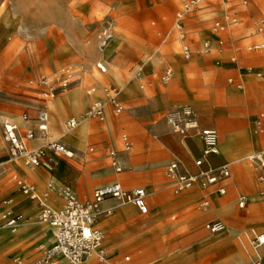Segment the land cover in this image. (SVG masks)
I'll return each instance as SVG.
<instances>
[{
	"label": "rangeland",
	"instance_id": "1",
	"mask_svg": "<svg viewBox=\"0 0 264 264\" xmlns=\"http://www.w3.org/2000/svg\"><path fill=\"white\" fill-rule=\"evenodd\" d=\"M180 9L179 0H0V203L22 216L15 232L28 229L24 242L0 254V264H15L17 257L33 260L40 245L51 241L52 227L40 220L38 200H30L12 178H29L30 171L43 175L33 191L49 205L43 194L60 197L61 186H70L81 201L111 181L125 189L154 185L163 192L160 204L148 195L146 215L116 199L100 203L94 225L103 231L108 264H248L257 256L255 249L264 264V245H253L255 234L264 232V181L259 178L264 167L247 158L264 148V77L256 75L264 72V49L253 48L264 44V0H208L179 17ZM216 21L221 30H214ZM107 88L119 90L123 110L115 114L107 106L103 120L88 118L94 100L106 101ZM68 97L82 98L80 108ZM179 101L194 107L202 125L216 129L222 154L216 162L226 159L231 168L226 193L205 207L198 187L177 196L165 175L174 158L196 171L163 119ZM42 108L48 114L47 139L74 153L58 157L51 175L11 157L1 136L2 121L23 130L21 116L32 123ZM53 114L60 122L54 123ZM70 117L85 119L66 131ZM84 120L88 127L79 138ZM123 133L131 141L126 151ZM193 141L187 139L191 146ZM110 149L118 152L120 172L111 166ZM199 155L195 148L194 156ZM85 182L91 183L85 187ZM240 195L246 198L242 208ZM209 221H221L224 231L210 233ZM85 262L105 264L94 257Z\"/></svg>",
	"mask_w": 264,
	"mask_h": 264
},
{
	"label": "built area",
	"instance_id": "2",
	"mask_svg": "<svg viewBox=\"0 0 264 264\" xmlns=\"http://www.w3.org/2000/svg\"><path fill=\"white\" fill-rule=\"evenodd\" d=\"M181 9L178 14L189 13L202 8L208 0H179ZM235 22V18L232 19ZM222 26L218 21L214 23V30H221ZM255 49H264V44L253 45ZM188 56L189 50H184ZM104 70L101 65H98ZM139 74V70L136 72ZM257 76L264 77V72H258ZM169 72L165 73L163 79L168 78ZM230 81V79H229ZM64 86L66 83L63 84ZM94 88L88 90V94L94 92ZM106 101L94 100L86 111L88 118L103 120L106 107L109 106L113 113L118 114L123 110L122 102L118 96L119 90L116 88L105 89ZM50 95H53L51 93ZM23 130L9 120L2 121L1 136L6 143L7 151L13 158H20L25 167L29 169L42 168L51 173L58 157L71 158L73 151L56 140H48V114L42 108L39 109L36 118L31 123L26 114L21 116ZM164 122L170 132L181 139L192 138L198 140L201 145V155L193 157L192 164L196 168L195 172L184 169L180 160L171 159L165 166L166 177L173 182V194L198 187L200 190H209L218 195L226 193V181L230 177V166L228 162L213 165L209 157L218 156L219 141L215 129L202 127L199 123L198 115L189 104H177L168 109L163 116ZM77 120L70 117L65 122L66 131L73 129L77 125ZM45 140L44 144L35 148H30L28 142L32 140ZM122 151L129 150L131 141L123 133L121 135ZM111 166L115 172L121 171L118 152L110 149L107 152ZM248 160L255 165L264 167V149L251 153ZM260 181H264V176H260ZM15 184L21 192L30 200H38L40 206L39 218L43 223L49 224L53 229V240L49 245H40V255L33 260H24L20 257L14 259L15 264H79L91 256H95L100 262H106V251L103 247V232L94 225L100 203L107 199H116L122 203L131 204L139 215H146L149 212L147 204L148 194L143 187L125 189L118 182H110L96 187L91 199L81 201L77 198L70 186H61L58 194L63 200V205L59 209L49 207L37 193L33 191L31 185L19 177L14 176ZM52 188V181L48 183ZM200 206L209 204L206 197L200 199ZM238 207L242 208L246 204V198L240 195L237 200ZM21 219L20 214L13 212L6 202L0 203V229L15 231ZM205 228L212 234L223 232L225 225L221 221H209ZM254 248L264 245V233H260L253 239ZM262 257L256 256L249 264H261Z\"/></svg>",
	"mask_w": 264,
	"mask_h": 264
},
{
	"label": "crops",
	"instance_id": "3",
	"mask_svg": "<svg viewBox=\"0 0 264 264\" xmlns=\"http://www.w3.org/2000/svg\"><path fill=\"white\" fill-rule=\"evenodd\" d=\"M179 91V92H178ZM177 92L178 93H185L186 91L185 90H177ZM69 98V101H70V103L71 104H74L75 105V109H78V108H80V105H81V99H72V97H68ZM183 99H189L188 101H191L192 102V99H195V97H185V98H183ZM60 102L61 103H63L62 102V97H60ZM120 100H121V97H120ZM87 102V101H86ZM122 102V101H121ZM177 104H187L186 102H183V101H179V102H177V103H175V104H173L172 106H170L169 107V109L170 108H172L173 106H175V105H177ZM53 119H54V123H55V121H59L60 119H59V117L58 116H55L54 114H53ZM198 119H199V117H198ZM60 122V121H59ZM199 123H200V125L202 126V127H205V128H211V129H214V128H212V127H209V126H204V125H202V123L200 122V120H199ZM228 123V122H227ZM87 127H88V122L86 121L83 125H82V131L81 132H79V138H80V135L82 136L84 133H85V131H86V129H87ZM216 130V129H215ZM178 137V136H177ZM179 138V141H180V143H181V145L188 151V153H189V155H190V157H191V162H192V159H193V157H198V156H194V149L196 148V149H198L199 150V152H200V155H201V149H202V145H201V143L198 141V140H196V139H192V140H194L193 142H194V146H191L190 144H188L187 143V139L188 138H186V139H181L180 137H178ZM226 139H228V137L226 138ZM53 140V139H52ZM67 142H69V141H67ZM62 143V142H61ZM44 144V143H43ZM43 144H40V140H32V141H29L28 142V146L30 147V148H35V147H38V146H41V145H43ZM64 144V143H63ZM65 145V144H64ZM67 146V145H66ZM70 148V147H69ZM261 149H264V148H261ZM261 149H258V150H254V151H252L251 153H254V152H257V151H259V150H261ZM250 153V154H251ZM199 155V156H200ZM222 154H221V152H220V154L218 155V156H221ZM249 155V154H248ZM218 156H210L209 157V160H210V162L213 164V165H218V164H220V163H222V162H228L226 159H224L223 161H220V162H216V157H218ZM118 157H119V155H118ZM170 161V160H169ZM168 161V162H169ZM167 162V163H168ZM229 163V162H228ZM182 164H183V162H182ZM193 165V164H192ZM183 167H184V169L185 170H187V171H189L185 166H184V164H183ZM191 172V171H190ZM192 172H194V171H192ZM237 172H238V174L239 173H242V167L240 166V165H237ZM48 173V172H47ZM52 173V172H51ZM51 173H48V175H51ZM230 174H231V168H230ZM27 175L29 176V178H27V177H24V176H18L17 174H14L13 175V180H14V176H16V177H19L20 179H22V180H24L26 183H28L29 185H31V188L33 189V190H35L36 189V185H37V183H42L43 182V180H44V177H43V175H41V174H39V173H37V172H33V171H30L29 173H27ZM45 177H46V175H45ZM118 179H121L120 178V176H118ZM48 180L49 181H51V178H48ZM31 181H34L35 183H33V184H31ZM14 182H15V180H14ZM111 182H118V181H111ZM91 183V182H90ZM90 183H86L85 182V187L87 186V185H90ZM108 183H110V182H108ZM119 183V182H118ZM105 184H107V183H105ZM103 185V184H102ZM98 187V186H97ZM134 187H143L144 189L145 188H147V190H148V195L150 196L151 194H153V198H154V200L156 201V202H159L158 204H160L161 203V201H163V198H164V195H163V192H161L160 190H158V189H155V187H154V185H151V186H148V185H146V187H144V186H134ZM134 187H132V188H134ZM227 188H228V180L226 181V191H227ZM194 189V188H193ZM192 190V189H191ZM191 190H188V191H191ZM198 190H199V193H201V195H200V197L198 198V201H200V199L202 198V197H206V198H208V200H209V202L211 201V199L214 197V196H216V197H219V196H221V195H218V194H216V193H213L212 191H211V189H209V190H200L199 188H198ZM84 191H85V188H84ZM151 191V192H150ZM188 191H184L185 193L186 192H188ZM44 193V192H43ZM78 193L79 194H82L83 192H81V191H78ZM151 193V194H150ZM37 195H38V193H37ZM40 195V194H39ZM44 196H46V199L49 201V203H50V205L49 204H47L49 207H51V208H53V209H59V208H61L62 207V205H63V200L61 199V197H55V196H53V195H50L49 194V192L48 191H45V193L43 194ZM177 196L179 195V194H176ZM181 195V194H180ZM49 197H52V199H50ZM187 198H190V196H187L185 199H187ZM41 199V198H40ZM56 202H57V204H56ZM218 203H220L221 204V206L223 207V203L222 202H219L218 201ZM147 204H148V197H147ZM133 207V206H132ZM215 207V204H214V202H213V204L210 206V210L212 211V209ZM134 208V207H133ZM135 209V208H134ZM209 209H207V210H209ZM124 215H129V212L128 211H125V210H123V209H119ZM135 211H136V213L138 214V212H137V210L135 209ZM127 213V214H126ZM210 213H213V212H210ZM210 213H208V214H210ZM207 214V215H208ZM21 218H22V216H21ZM96 226V225H95ZM96 227H98V226H96ZM98 228H100V227H98ZM47 229H48V227H43V228H40V230L42 231V233L45 235V237L47 238V239H50L49 238V235H48V231H47ZM51 229V231H52V236H51V241H50V243H52V240H53V229L52 228H50ZM101 229V228H100ZM102 230V229H101ZM16 231V230H15ZM11 232V231H8V230H2V231H0V254H5L4 253V251L8 248V247H12V246H16V245H20L22 242H24V240H26V238H27V235H28V229L26 228V227H22L21 229H19V231H17V232ZM103 232V231H102ZM260 233H264V232H260ZM49 243V244H50ZM48 244V245H49ZM104 247V246H103ZM29 248H30V246H28L27 248H26V250H29ZM104 249H105V247H104ZM30 251V250H29ZM105 251H106V249H105ZM91 257H94L95 259H96V257L95 256H91ZM106 257H107V261L106 262H102V263H105V264H108V256H107V252H106ZM90 258V257H89ZM127 258V257H126ZM97 260V259H96ZM98 261V260H97ZM100 262V261H99ZM81 264H90V263H87V262H82ZM249 264V263H248Z\"/></svg>",
	"mask_w": 264,
	"mask_h": 264
},
{
	"label": "bare ground",
	"instance_id": "4",
	"mask_svg": "<svg viewBox=\"0 0 264 264\" xmlns=\"http://www.w3.org/2000/svg\"><path fill=\"white\" fill-rule=\"evenodd\" d=\"M83 101L85 102V100H83ZM73 118L76 119V117H73ZM79 118H80V119H79ZM79 118L77 117L76 120H77L78 123H77V125H76L74 128L78 127V126L80 125L81 120L85 119V118H82V117H79ZM84 121H86V120H84ZM74 128H73V129H74ZM80 128H81V131H82V126H81ZM73 129H71V130H73ZM80 136H81V135H80ZM64 137H65V136H64ZM78 137H79V135H78ZM72 138H74L73 135H68V136H67V139H69V140H71ZM75 139H76V138H75ZM76 140H77V139H76ZM38 196H39V198H40V195H39V194H38ZM124 204H127V203H124ZM126 214H127V213H126ZM102 225H105V223H103ZM13 232H14V231H13ZM259 234H260V233H257L256 236L259 235ZM261 246H262V245H261ZM254 253H255V255H257V256H261V255H259V251H258V249H255V250H254ZM83 262H84V261H83ZM81 263H82V262H81ZM79 264H80V263H79Z\"/></svg>",
	"mask_w": 264,
	"mask_h": 264
}]
</instances>
